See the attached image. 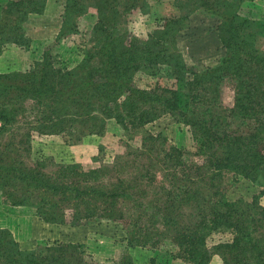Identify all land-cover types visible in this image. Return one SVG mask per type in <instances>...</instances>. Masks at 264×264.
I'll list each match as a JSON object with an SVG mask.
<instances>
[{"label":"trees","instance_id":"1","mask_svg":"<svg viewBox=\"0 0 264 264\" xmlns=\"http://www.w3.org/2000/svg\"><path fill=\"white\" fill-rule=\"evenodd\" d=\"M49 1L3 6L0 56L8 46L29 48L25 24ZM254 1L63 0L59 37L94 19L77 65L61 66L49 49L31 69L0 70V197L52 226L115 225L125 252L100 263L71 243L24 249L0 230V264H264V207L240 190L264 194V7L248 10ZM166 2L178 17L146 36L130 31L133 10ZM203 9L221 19L224 52L200 69L187 63L177 35ZM165 117L188 130L190 148L146 130ZM108 120L134 142L119 140L125 152L113 163L33 159L35 136L82 143L105 137ZM225 233L230 240L209 245Z\"/></svg>","mask_w":264,"mask_h":264},{"label":"rangeland","instance_id":"2","mask_svg":"<svg viewBox=\"0 0 264 264\" xmlns=\"http://www.w3.org/2000/svg\"><path fill=\"white\" fill-rule=\"evenodd\" d=\"M245 6H248L246 7L248 10L253 6L258 10V8L264 7V0H255ZM63 13V0H53L49 1L43 14L31 15L30 22L25 24V30L30 40L29 48L23 50L8 46L0 56V70L24 72L31 69L36 62L43 60L49 49L61 66L64 65L63 62L67 68L77 65L80 53L79 45L89 39L91 21L94 19L91 20L87 15L78 22L76 34L59 37ZM0 14H2L1 9ZM179 15L180 11L174 7L173 2L150 5L147 14L133 10L128 17V26L133 34L142 37L151 34L156 25L161 24L162 26L165 24V20H171ZM220 23L221 19L217 15L208 13L204 9L192 14L188 28L177 35V47L189 65L202 69L213 66L220 60L224 52L218 32ZM164 68L163 75H166L168 69L162 67L161 70ZM24 123H21L20 126H24ZM146 130L154 135L163 132L168 141L179 148L192 146L188 130L184 126L182 128L178 126L171 118H162L155 124L146 127ZM119 140L124 141L126 146L129 144L134 147V142L128 140L121 126L114 120H108L105 137H88L82 143H74V140H70L64 134L35 136V140L32 142V156L35 160L53 156L57 162L67 164L109 165L114 162L116 156L125 152V145L119 144ZM240 190L248 197L258 194L259 204L264 207V194H260L262 191L260 188ZM247 193L250 194L247 195ZM0 230L10 231L14 240L24 249H37L41 242L50 246L55 243H71L81 246L86 256L100 263L118 261L126 247L124 235L121 229L115 225L93 224L84 228L52 226L41 221L34 212L28 211L27 208L11 207L4 204L1 197ZM230 239L229 234H216L209 240V245L213 247Z\"/></svg>","mask_w":264,"mask_h":264},{"label":"crops","instance_id":"3","mask_svg":"<svg viewBox=\"0 0 264 264\" xmlns=\"http://www.w3.org/2000/svg\"><path fill=\"white\" fill-rule=\"evenodd\" d=\"M10 1H12V0H0V9H2L3 6H5V4L10 2ZM13 1H16V0H13ZM31 18H32V16L29 17V20L27 21V24H28V22H30ZM29 27H30V25H29ZM29 29H28V32H29Z\"/></svg>","mask_w":264,"mask_h":264}]
</instances>
